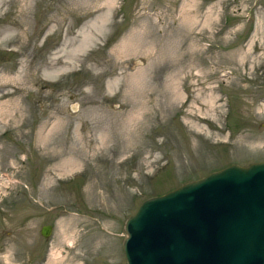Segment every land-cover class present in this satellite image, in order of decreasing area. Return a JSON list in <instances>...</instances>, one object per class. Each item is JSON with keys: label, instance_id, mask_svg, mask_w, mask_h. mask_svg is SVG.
<instances>
[{"label": "rangeland", "instance_id": "obj_1", "mask_svg": "<svg viewBox=\"0 0 264 264\" xmlns=\"http://www.w3.org/2000/svg\"><path fill=\"white\" fill-rule=\"evenodd\" d=\"M255 160L264 0H0V264H126L143 198Z\"/></svg>", "mask_w": 264, "mask_h": 264}, {"label": "water", "instance_id": "obj_2", "mask_svg": "<svg viewBox=\"0 0 264 264\" xmlns=\"http://www.w3.org/2000/svg\"><path fill=\"white\" fill-rule=\"evenodd\" d=\"M50 230L45 223L39 233ZM123 230L126 264H264V160L230 162L149 195Z\"/></svg>", "mask_w": 264, "mask_h": 264}]
</instances>
